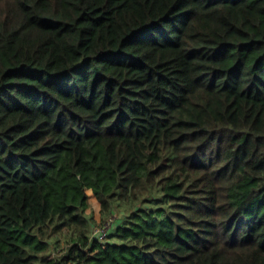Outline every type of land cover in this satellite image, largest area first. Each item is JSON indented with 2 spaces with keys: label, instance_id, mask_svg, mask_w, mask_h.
Here are the masks:
<instances>
[{
  "label": "trees",
  "instance_id": "trees-1",
  "mask_svg": "<svg viewBox=\"0 0 264 264\" xmlns=\"http://www.w3.org/2000/svg\"><path fill=\"white\" fill-rule=\"evenodd\" d=\"M0 264H264V0H0Z\"/></svg>",
  "mask_w": 264,
  "mask_h": 264
},
{
  "label": "rangeland",
  "instance_id": "rangeland-1",
  "mask_svg": "<svg viewBox=\"0 0 264 264\" xmlns=\"http://www.w3.org/2000/svg\"><path fill=\"white\" fill-rule=\"evenodd\" d=\"M87 193L89 195V197H88L89 205H88V208H87V212L93 214V217L95 219V223H93V224L95 226H99L100 228H105L106 227L105 225L107 223L111 222V219H109L111 217H108L107 219H104L103 218V214H102V210H101V202L98 200V198L96 197L95 194H94V196L96 198L92 199V195H91L90 192H88V190H87Z\"/></svg>",
  "mask_w": 264,
  "mask_h": 264
},
{
  "label": "built area",
  "instance_id": "built-area-1",
  "mask_svg": "<svg viewBox=\"0 0 264 264\" xmlns=\"http://www.w3.org/2000/svg\"><path fill=\"white\" fill-rule=\"evenodd\" d=\"M107 224L105 225L106 226L105 228H100L99 226H95L94 233L103 235V233L105 232L106 228L110 226V223H107Z\"/></svg>",
  "mask_w": 264,
  "mask_h": 264
},
{
  "label": "crops",
  "instance_id": "crops-1",
  "mask_svg": "<svg viewBox=\"0 0 264 264\" xmlns=\"http://www.w3.org/2000/svg\"><path fill=\"white\" fill-rule=\"evenodd\" d=\"M94 195V194H93Z\"/></svg>",
  "mask_w": 264,
  "mask_h": 264
}]
</instances>
